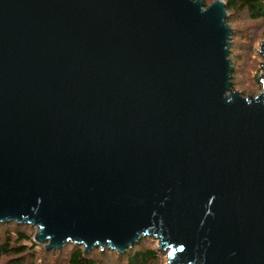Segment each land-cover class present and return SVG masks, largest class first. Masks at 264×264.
<instances>
[{"label": "water", "instance_id": "water-1", "mask_svg": "<svg viewBox=\"0 0 264 264\" xmlns=\"http://www.w3.org/2000/svg\"><path fill=\"white\" fill-rule=\"evenodd\" d=\"M227 18L223 0H0V224L45 250L152 238L167 264H264V74L233 89Z\"/></svg>", "mask_w": 264, "mask_h": 264}, {"label": "trees", "instance_id": "trees-1", "mask_svg": "<svg viewBox=\"0 0 264 264\" xmlns=\"http://www.w3.org/2000/svg\"><path fill=\"white\" fill-rule=\"evenodd\" d=\"M213 1L215 0H211V3ZM223 1L226 4L228 24L229 19L234 14L244 15L245 18L253 22L264 20V0ZM207 6L205 5V7ZM229 58L231 59L230 51ZM231 81L232 83L234 81V68ZM21 227H24V225H15L13 223L0 224V259L6 260L4 264H51L49 261H44L43 263L34 262L37 244L33 242L31 236L19 231ZM142 242L141 240L131 249H127L122 255L108 248L102 250L94 249L84 254L83 247L68 244L57 251L44 249L46 255L44 259H47V255H50L51 258H58L56 259V263L52 264H109L106 259L114 264H155L156 256L154 251L141 249ZM25 243H28V245Z\"/></svg>", "mask_w": 264, "mask_h": 264}, {"label": "rangeland", "instance_id": "rangeland-1", "mask_svg": "<svg viewBox=\"0 0 264 264\" xmlns=\"http://www.w3.org/2000/svg\"><path fill=\"white\" fill-rule=\"evenodd\" d=\"M205 5H209L211 0H201ZM229 25L233 30L230 39L231 65L234 68V81L232 87L235 91L243 94L244 97H255L262 92L261 80L264 74V59L258 54L260 44L264 40V20L253 22L241 14H234L229 19ZM26 235L33 238L36 228L24 226L19 229ZM142 240L141 249L153 250L156 256L155 264H167V251L158 250V241L152 238ZM28 245V243H25ZM36 259L34 262L43 263L49 261L51 264L56 263V259L44 253L43 245H36ZM116 253V252H115ZM99 255V254H96ZM107 263L114 264L108 259ZM104 260V261H106ZM5 259H0V264H4Z\"/></svg>", "mask_w": 264, "mask_h": 264}]
</instances>
